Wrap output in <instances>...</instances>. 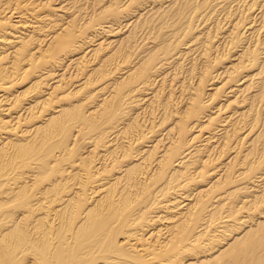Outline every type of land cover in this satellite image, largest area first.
I'll list each match as a JSON object with an SVG mask.
<instances>
[{
    "label": "bare ground",
    "instance_id": "6f19581e",
    "mask_svg": "<svg viewBox=\"0 0 264 264\" xmlns=\"http://www.w3.org/2000/svg\"><path fill=\"white\" fill-rule=\"evenodd\" d=\"M0 264H264V0H0Z\"/></svg>",
    "mask_w": 264,
    "mask_h": 264
},
{
    "label": "rangeland",
    "instance_id": "374dc122",
    "mask_svg": "<svg viewBox=\"0 0 264 264\" xmlns=\"http://www.w3.org/2000/svg\"><path fill=\"white\" fill-rule=\"evenodd\" d=\"M258 2H259V1H258ZM58 3H59V1H58ZM83 3H84V2H83ZM54 4H55V3H54ZM54 4H53V7H54L55 9L60 7V5L55 4V6H54ZM63 5H65V4L63 3ZM63 5H62V6H63ZM86 5H87V4H86ZM88 9H89L90 11H89ZM88 9H87V11H86V10H84V11H86V12H88V11L91 12V7H89ZM72 11H73V9H72ZM72 11H71V13H72ZM86 12H85V13H86ZM85 13H83V14H85ZM57 14L59 15V17L62 18V19L58 18V20H59V19L61 20L60 23H61L62 25L64 24V22H65V24H66L67 21H65V20L70 21L69 16H67V15H69L68 13H65V14H67V15H64V13L60 11V12H56V15H57ZM66 16H67V17H66ZM57 17H58V16H57ZM64 18H65V19H64ZM62 20H63V21H62ZM62 22H63V23H62ZM58 23H59V22H58ZM67 23H68V22H67ZM61 24H60V25H61ZM65 24H64V25H65ZM124 24H125V22H124ZM106 25H108V24H106ZM58 26H59V25H58ZM56 29H58V28H56ZM123 30H127V29L125 28V29H122V31H123ZM122 31H121V33H122ZM126 32H127V31H125V33L123 32L122 36H121V33H118V34H120V35H118V36L115 37V38L112 37V38L110 39V41H115V40H118V39H123V37L126 36ZM41 39H42V38H41ZM84 53H85V52H84ZM80 56H81V55H80ZM95 62H96V61H95ZM169 72H171V70H169ZM167 73H168V72H167ZM169 74H170V73H169ZM158 80H159V79H158ZM149 93H151V92L149 91ZM146 97H147V96H146ZM147 98H149V96H148ZM147 98H146V99H147ZM138 108H139V107H138ZM138 108H135V109H138ZM135 109H134V110H135ZM135 112H136L135 114H138V115L140 116V114H139V113L141 112L140 110H139V111H135ZM143 114H144V113H141V116H143ZM132 117H134V115H133ZM126 118H127V117H126ZM174 118H175V117H173L172 120H173ZM176 118H177V116H176ZM127 119H128V118H127ZM136 119H137V118H136ZM138 119H139V117H138ZM148 119H149V118H148ZM174 120H175V119H174ZM127 122H128V121H127ZM141 122H142V121H141ZM170 122H172V121L170 120ZM170 122H169V123H170ZM125 123H126V122H125ZM158 138L160 139V138H162V137H157L156 139H158ZM153 140H154V139H153ZM87 146H88V145H87ZM148 146H150V144H148L147 147H148ZM146 149H147V148H146ZM87 150H92V148L89 147ZM84 152H85V151H84ZM84 156H86V155H84ZM225 163H226V162H225Z\"/></svg>",
    "mask_w": 264,
    "mask_h": 264
}]
</instances>
